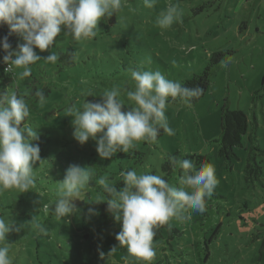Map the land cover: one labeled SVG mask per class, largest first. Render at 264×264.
I'll return each instance as SVG.
<instances>
[{"label":"rangeland","instance_id":"obj_1","mask_svg":"<svg viewBox=\"0 0 264 264\" xmlns=\"http://www.w3.org/2000/svg\"><path fill=\"white\" fill-rule=\"evenodd\" d=\"M169 2L178 3L182 18L172 27L161 29L156 19ZM115 17L112 24L109 19L107 23L101 21L97 36L90 41H75L71 35L64 36L62 29L55 49L56 63L43 61L52 49H36L42 60L32 66L31 77H14L13 89L29 104L30 122L40 136L34 143L39 144L45 161L42 166L39 162L35 165L36 185L32 190L0 193V217L24 225L21 232L7 236L13 264H107L100 253L107 257L113 247L116 250L109 264H144L115 239L122 225L113 215L101 214L105 202L97 200L105 193L98 183H90L83 191L82 200L75 202L79 211L67 222V218L57 220L52 213L51 207L58 199V182L64 179L66 169L73 163L90 168L91 160L99 157L94 140L81 145L74 139L73 118L67 110H82L85 101H98L113 87L121 90L128 110L135 106L125 91L135 88L130 69L143 66L141 70L160 71L166 78L182 83L202 72L211 54L223 49L235 51L213 68L205 95L190 105L168 104L166 116L174 135L163 133L156 142H137L138 151L144 153L143 162L135 163L139 156L119 158L109 165L112 172L105 178L112 183L111 173H117L113 174L117 180L128 168L137 174L168 178L163 169L168 158L194 160L190 156H207L218 181L214 191L218 188L228 198H214L212 202L206 199L204 212L184 209L159 227L152 264H264V0H157L153 8L145 7L143 0H126ZM23 42L19 37V43ZM70 46L76 52L72 65L60 59ZM43 88L48 95L41 103L36 93ZM226 99L232 109L244 110L254 121L257 150L251 155L259 168L257 174L250 176L245 170L247 150L237 151V158L229 164L220 156L216 139ZM182 176L181 169L172 168L167 181L179 188ZM40 199L50 206L47 213L37 210ZM236 206L241 211H252L248 226H244L246 222L241 226L235 218L239 214H235L236 208L230 212V207ZM36 223L43 224L48 234L37 235ZM208 251L210 256L202 261Z\"/></svg>","mask_w":264,"mask_h":264},{"label":"clouds","instance_id":"obj_2","mask_svg":"<svg viewBox=\"0 0 264 264\" xmlns=\"http://www.w3.org/2000/svg\"><path fill=\"white\" fill-rule=\"evenodd\" d=\"M143 3L145 7L153 8L157 0H143ZM125 4L126 0H0V26L7 24L10 32L24 41L16 48L7 36L0 41L5 53L2 62L8 66L6 71L21 79L31 77L32 66L42 60L36 49L40 52L52 49L43 61L55 64L58 59L55 49L60 44L57 38L62 29L64 36L71 35L75 41H90L97 36L100 22L107 23ZM181 18L178 3L169 2L156 23L161 29H168ZM142 67L130 69L135 88L125 90L134 107L125 110L121 90L113 87L104 91L100 100L85 101L82 110H67V115L73 118L74 139L81 145L94 140L102 160H111L117 153H129L137 142H156L161 130L174 135L166 116L168 104L179 101L190 105L202 94L199 85L188 87L166 78L160 71L141 70ZM15 69L21 71L17 73ZM36 95L43 103V94L37 92ZM88 96L94 95L88 93ZM39 139L38 129L30 122L26 99L9 89H0V193L9 190L24 193L35 187V165L39 162L42 166L45 161L39 144L34 143ZM170 164L183 171L179 188L162 175L137 174L132 169L120 173L124 186L118 190L116 184L104 176L97 178L92 168L73 163L66 169L64 179L58 182V199L51 211L57 220L67 218V222L79 211L75 202L82 200L83 191L95 181L106 194L97 202H106V211L122 225L115 236L119 246H126L130 256L144 264H152L156 257L154 237L159 227L168 224L184 209L204 212L206 199L212 197L218 183L211 165L197 169L194 160L180 156L171 157ZM36 203L38 211H49L50 206L41 199ZM89 212L95 214L94 209ZM23 228L22 224L0 217V264H13L7 236L13 231L19 233ZM35 228L37 235L48 234V229L41 223H36ZM115 250L113 247L107 257L101 252L100 258L107 259L109 264Z\"/></svg>","mask_w":264,"mask_h":264},{"label":"trees","instance_id":"obj_3","mask_svg":"<svg viewBox=\"0 0 264 264\" xmlns=\"http://www.w3.org/2000/svg\"><path fill=\"white\" fill-rule=\"evenodd\" d=\"M115 14L109 18V23H115ZM103 21V20H102ZM104 23V22H103ZM110 26L109 24L106 25V30H109ZM7 36L9 43L12 45L13 48H16L20 43H19V36L17 34L11 33L9 26L7 24H4L0 26V41L3 40V38ZM235 50L231 49H223L219 50L217 52H214L211 54L208 64L205 66L204 70L198 74H194L191 78H187L182 82L183 85L188 86V87H193L195 85H199L200 88L203 89L202 94L194 99L192 103H195L199 101L207 92L209 89L211 82H212V76H213V68L219 64L226 56H229L231 53H233ZM75 50L74 47L70 46L68 51L65 53H61L60 59L65 62H67L68 65L74 64L75 60ZM5 55L2 46H0V57H3ZM65 62V63H66ZM8 66L4 63H0V84H3L4 86H0V89H9L11 92H14L17 94V89L14 88V75L11 72H7L6 68ZM7 86V87H6ZM262 87L264 88V77L262 81ZM261 87V88H262ZM260 90V89H259ZM258 90V91H259ZM258 91L254 92V97L253 100H256L257 93ZM43 94V96L48 95L47 89L43 88V90L40 92ZM171 100V98H169ZM179 101H171V104H176ZM221 131H220V136L218 139H216V142L219 143L220 148H219V153L220 156L229 164L234 158H237V151H249V156L247 157V166H246V172L248 175H253L254 173H259V168L255 166L253 163L252 159V153L254 150H257L256 144H255V124L254 121L250 119L249 115L241 109H232L230 107V102L228 99L224 100V104L221 110ZM163 131L161 130L160 134L158 135L157 139L160 138L163 135ZM138 146L135 147V150L132 149L130 150L129 153H117L111 160H102L99 157H95L91 160L89 166L92 168L95 173L97 178L99 176H106L109 172H112L109 170V165L116 161L119 158L122 157H130V158H136V156H139V159L135 161L136 164H139L143 162L144 158V153L138 151ZM190 158L194 159L196 164L198 165V168L205 164H209V158L207 156L203 155H198V156H190ZM172 166L170 164V158H168L165 163L163 164V169L167 172V176L169 178L170 174L172 173ZM126 170H131V168H128ZM125 170V171H126ZM122 171V166L119 169V172ZM113 174L117 173H111L109 176V179L113 180L112 183L116 184L117 189L119 190L122 188L123 181L122 177L119 174L116 178L117 180L113 179ZM250 175V176H251ZM165 177V179H168ZM250 178V177H249ZM119 179V180H118ZM117 181V183H115ZM92 184H95V181L91 182ZM106 195V194H105ZM218 200L219 198H228L227 195H221L220 191L215 190L213 192V195L211 198L208 199L209 202H212L214 200ZM230 212L233 211V209L236 208L235 210V218H238L241 222V226L243 222H246V225L250 224L251 221L248 220L249 217H252V211H241L240 206L236 207H230ZM107 209V204L106 202L102 206L101 214L105 217H110L112 216L111 213L106 211ZM251 213V215H250ZM171 228V227H170ZM220 227H218L219 229ZM175 229V228H173ZM245 229V228H244ZM217 232V231H216ZM215 232V233H216ZM214 233V234H215ZM214 236V235H213ZM209 251L206 252V255L202 258H205L207 260V257H209ZM199 264V263H198Z\"/></svg>","mask_w":264,"mask_h":264}]
</instances>
